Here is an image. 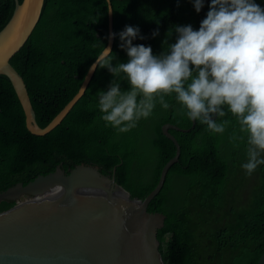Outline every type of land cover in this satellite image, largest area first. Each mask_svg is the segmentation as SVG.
Masks as SVG:
<instances>
[{
	"label": "trees",
	"instance_id": "obj_1",
	"mask_svg": "<svg viewBox=\"0 0 264 264\" xmlns=\"http://www.w3.org/2000/svg\"><path fill=\"white\" fill-rule=\"evenodd\" d=\"M20 2L22 0H19ZM113 9V66L126 63L119 33L125 26L139 28L134 45L151 46L154 55L175 43L174 26L198 30L210 0L199 13L192 0H110ZM264 8V0H255ZM14 0H0V30L8 22ZM158 30V35L153 32ZM143 36V39H140ZM108 41L106 0H44L40 19L25 44L10 59L20 73L35 112L44 127L74 96L90 64ZM123 74L116 77L122 91L130 88ZM113 75L97 67L84 95L49 133L31 134L11 82L0 75V192L17 182L23 185L60 166L67 172L77 164L99 166L129 192L143 199L157 184L175 145L161 131L164 123L180 145L178 161L167 172L162 189L148 212H160L164 223L157 231L165 264H257L264 251V164L248 175L247 136L225 108L223 133H213L195 121L192 126L175 94L166 96L169 108L156 104L150 117L119 132L101 117L98 92L107 91ZM244 137V139H240ZM264 158V153L261 154ZM13 205L1 201L0 213Z\"/></svg>",
	"mask_w": 264,
	"mask_h": 264
},
{
	"label": "water",
	"instance_id": "obj_2",
	"mask_svg": "<svg viewBox=\"0 0 264 264\" xmlns=\"http://www.w3.org/2000/svg\"><path fill=\"white\" fill-rule=\"evenodd\" d=\"M106 1L112 8L111 1ZM14 3L11 17L0 30V75L11 82L27 130L43 136L58 126L84 95L96 70L89 71L96 59L74 96L40 127L23 77L10 59L34 30L44 0H14ZM112 33L113 9L111 13L108 11L105 46L111 49L115 37L109 38ZM194 125L192 121L191 128ZM170 129L190 131L171 123L161 126L162 133L174 143L175 154L163 165L157 184L143 199L131 198L116 183V166L107 175L91 163L77 164L67 173L57 166L25 185L17 182L1 191L0 202L5 200L13 205L0 213V264H165L157 239L165 216L148 212L147 207L162 189L168 170L179 159L180 145ZM257 264H264V251Z\"/></svg>",
	"mask_w": 264,
	"mask_h": 264
},
{
	"label": "clouds",
	"instance_id": "obj_3",
	"mask_svg": "<svg viewBox=\"0 0 264 264\" xmlns=\"http://www.w3.org/2000/svg\"><path fill=\"white\" fill-rule=\"evenodd\" d=\"M192 3L199 13L204 0ZM174 31L175 43L168 44L170 28L163 41L168 50L154 55L151 46L133 44L139 28L125 26L119 33L120 47L129 59L115 66L112 49L104 46L89 69L107 68L114 77L107 91L98 92L101 118L127 132L150 117L157 103L169 108L165 97L175 94L190 120L223 133L230 122L217 123L216 118L224 117L227 108L247 136L248 160L242 167L251 175L264 164V8L255 0H210L198 30L189 24L176 25ZM121 74L130 85L127 91L116 82Z\"/></svg>",
	"mask_w": 264,
	"mask_h": 264
},
{
	"label": "flooded vegetation",
	"instance_id": "obj_4",
	"mask_svg": "<svg viewBox=\"0 0 264 264\" xmlns=\"http://www.w3.org/2000/svg\"><path fill=\"white\" fill-rule=\"evenodd\" d=\"M72 168H73V167H72ZM70 169H71V168H68L67 172H69V171H70ZM67 172H66V173H67ZM107 175H108V174H107Z\"/></svg>",
	"mask_w": 264,
	"mask_h": 264
}]
</instances>
